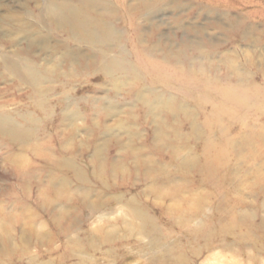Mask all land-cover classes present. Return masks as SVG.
Wrapping results in <instances>:
<instances>
[{
  "label": "rangeland",
  "instance_id": "374dc122",
  "mask_svg": "<svg viewBox=\"0 0 264 264\" xmlns=\"http://www.w3.org/2000/svg\"><path fill=\"white\" fill-rule=\"evenodd\" d=\"M78 2L0 0V264H264V0Z\"/></svg>",
  "mask_w": 264,
  "mask_h": 264
},
{
  "label": "bare ground",
  "instance_id": "6f19581e",
  "mask_svg": "<svg viewBox=\"0 0 264 264\" xmlns=\"http://www.w3.org/2000/svg\"><path fill=\"white\" fill-rule=\"evenodd\" d=\"M50 3L54 2L55 0H49ZM80 5H89L91 0H78ZM78 2V3H79ZM64 6V8H62ZM58 7L60 12L50 13L49 16L54 17L56 19V25L61 28H65L69 37L76 42H89V43H100L102 41L101 33L98 31L100 27V22L98 20H87L82 19L80 17L79 10L76 7H70L69 5H63ZM68 8L69 12L65 13L64 9ZM80 7V6H79ZM34 47L33 44L29 45V49H22L15 50L13 55L7 56L0 54V64L4 66L11 72L14 71H30L35 68L36 65H32L30 61H23L24 55H31V51L33 52ZM16 58V59H15ZM22 59L21 63L19 62ZM129 70V69H126ZM256 106V105H255ZM240 107V106H239Z\"/></svg>",
  "mask_w": 264,
  "mask_h": 264
}]
</instances>
